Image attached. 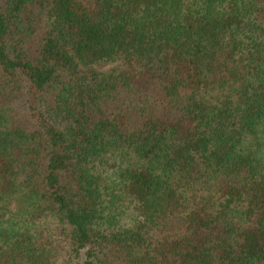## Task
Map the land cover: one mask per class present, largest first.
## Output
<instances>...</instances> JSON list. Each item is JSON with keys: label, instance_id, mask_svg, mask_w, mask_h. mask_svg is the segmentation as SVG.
<instances>
[{"label": "trees", "instance_id": "obj_1", "mask_svg": "<svg viewBox=\"0 0 264 264\" xmlns=\"http://www.w3.org/2000/svg\"><path fill=\"white\" fill-rule=\"evenodd\" d=\"M0 264H264V0H0Z\"/></svg>", "mask_w": 264, "mask_h": 264}, {"label": "rangeland", "instance_id": "obj_2", "mask_svg": "<svg viewBox=\"0 0 264 264\" xmlns=\"http://www.w3.org/2000/svg\"><path fill=\"white\" fill-rule=\"evenodd\" d=\"M111 66L110 63H101L97 65V68L100 70H106Z\"/></svg>", "mask_w": 264, "mask_h": 264}]
</instances>
